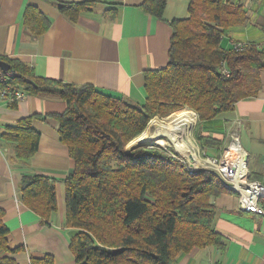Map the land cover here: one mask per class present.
Returning a JSON list of instances; mask_svg holds the SVG:
<instances>
[{
    "label": "trees",
    "instance_id": "1",
    "mask_svg": "<svg viewBox=\"0 0 264 264\" xmlns=\"http://www.w3.org/2000/svg\"><path fill=\"white\" fill-rule=\"evenodd\" d=\"M95 3L57 1L59 12L70 21ZM140 6L161 18L165 0H144ZM246 18L243 6L232 0H190L186 17L169 21L166 65L143 74L141 105L91 85L37 77L28 66L0 58L17 72L8 77L13 88L32 95L56 94L66 104L56 119L59 139L74 160L64 185L65 224L75 230L70 239L75 264H177L179 253L221 245L213 227V199L234 192L208 171L189 173L163 151L141 147L127 152L126 145L153 117L186 108L196 115L193 131L201 149L221 146L220 139L200 134V123L233 110L261 88L264 46L248 41H235L231 48L221 45ZM24 21L37 36L49 25L35 8L26 10ZM2 138L13 145L12 159L27 164L37 150L39 132L28 117L6 126ZM248 178L258 180L249 173ZM18 196L43 224H50L57 207L52 179L24 175ZM2 215L0 209V250H6ZM30 264H53V259L30 258Z\"/></svg>",
    "mask_w": 264,
    "mask_h": 264
},
{
    "label": "crops",
    "instance_id": "2",
    "mask_svg": "<svg viewBox=\"0 0 264 264\" xmlns=\"http://www.w3.org/2000/svg\"><path fill=\"white\" fill-rule=\"evenodd\" d=\"M57 1L0 0V58L28 66L37 77L91 85L103 94L143 104V74L166 65L169 21L186 17L190 0H165L161 18L140 6L144 0H96L76 21L59 12ZM232 2L243 6L247 18L222 39L226 48L235 41L263 47L264 0ZM28 8L37 9L49 22L38 36L24 21ZM259 77L261 88L256 96L200 123L199 130L202 136L222 141L220 147L203 149L211 156H218L227 146L229 134L235 132L246 154L249 175L264 183V70ZM65 108L64 100L56 94L26 93L11 103L0 98V209L7 229V249L0 250V264H30V258L45 256H51L53 264H75L70 248L75 230L65 224L64 185L74 160L59 139L56 119ZM28 117L39 139L37 150L24 164L12 159L13 145L4 141L2 132ZM33 174L47 176L55 183L57 207L48 225L18 196L22 177ZM213 204V227L221 245L179 253L177 264H264V217L239 211L235 193H221Z\"/></svg>",
    "mask_w": 264,
    "mask_h": 264
},
{
    "label": "built area",
    "instance_id": "3",
    "mask_svg": "<svg viewBox=\"0 0 264 264\" xmlns=\"http://www.w3.org/2000/svg\"><path fill=\"white\" fill-rule=\"evenodd\" d=\"M17 75L15 70L9 69L3 71L0 69V98L8 102L19 101L25 96V92L13 88L8 83V77ZM194 114V122L191 127V133L186 140L189 145L188 152L185 155L178 154L175 149V154L170 152L166 146L172 147L167 138L161 133V138L156 141L154 147L166 150L170 156L176 159L181 157L180 162L185 165L189 173H195L199 170L208 171L214 175L227 189L233 191L236 195L237 209L242 212H248L257 216L264 217V183L259 180H251L248 178V169L246 163V154L240 147L239 138L235 132L229 134V142L219 156L207 155L198 144V141L192 136V130L196 124V115L190 109H184ZM157 119L154 117L150 120ZM162 120V119H160ZM158 120V121H160ZM154 128V126H151ZM155 132V129H154ZM153 132V133H154ZM155 135V134H154ZM177 151V152H176ZM236 156H244L243 161Z\"/></svg>",
    "mask_w": 264,
    "mask_h": 264
},
{
    "label": "bare ground",
    "instance_id": "4",
    "mask_svg": "<svg viewBox=\"0 0 264 264\" xmlns=\"http://www.w3.org/2000/svg\"><path fill=\"white\" fill-rule=\"evenodd\" d=\"M186 111V110H184ZM182 111L181 113H179V115H182V113L184 112ZM190 112V111H189ZM193 114L192 112L188 113L187 117H184L182 120L180 119L176 125L174 126H168L166 129V127L164 126V123L160 121H158L157 119H153L149 121V125L150 126H154L155 128V132L154 134L157 135L159 133H161V135L165 136L168 140V142L171 143V145L176 147V149L178 151H180L182 154H186L188 152V145L186 143V140L188 139L186 135H190L191 133V127L193 125L194 122V117L191 115ZM157 133V134H156ZM167 133H169V137L166 135ZM145 133L143 132L142 135L132 141L129 142V147H134L138 144H141V142H145L148 141L150 138L146 137L144 135ZM153 135V136H155ZM177 145V146H176ZM237 158L241 159L243 161L244 156H236Z\"/></svg>",
    "mask_w": 264,
    "mask_h": 264
},
{
    "label": "rangeland",
    "instance_id": "5",
    "mask_svg": "<svg viewBox=\"0 0 264 264\" xmlns=\"http://www.w3.org/2000/svg\"><path fill=\"white\" fill-rule=\"evenodd\" d=\"M221 45H222V47H224V48H226L227 47V44H226V41H221ZM184 109H186V108H184ZM184 109H180V110H176V111H174L173 113H171V114H168V115H166V116H164V117H159V116H157V118H158V120H160V119H162L161 120V122L162 123H164V126L166 127V129H168L167 127L168 126H174V125H176L177 124V122L181 119H183L184 117H187V115H188V113H190L189 111H184ZM182 111H184V112H186V113H184L181 117H179L178 119H176L178 116V114L179 113H181ZM193 117H194V114H191ZM150 121V120H149ZM149 121L147 122V125H146V127H145V129L136 137V138H138V137H140L141 135H142V133L144 132L145 134V136L146 137H149L150 138V136L151 135H154V129L155 128H153V127H148V123H149ZM197 121V120H196ZM194 130V129H193ZM192 130V136H194V138H195V135H194V131ZM168 137H169V133H167L166 134ZM185 136L187 137V138H189V136L190 135H186L185 134ZM136 138H134V139H136ZM133 139V140H134ZM229 140V139H228ZM132 141V140H131ZM199 144V143H198ZM129 145V143L126 145V151H128V148H131V147H129L128 146ZM175 145V144H174ZM177 146V145H176ZM133 147V146H132ZM167 147V149L170 151V152H172L173 154H175V149L173 148V146L172 147H169V146H166ZM200 147V146H199ZM151 148H154V149H156L157 151H159V152H162V153H164V154H166V155H169L170 156V153L168 152V151H166V150H162V147H160L161 149H158L157 147H151ZM188 148H189V145H188ZM201 148V147H200ZM204 151V150H203ZM223 150H221V152H222ZM177 152V151H176ZM221 152L218 154V156L219 155H221ZM178 154H182L180 151H178L177 152ZM187 154V153H186ZM182 155H185V154H182ZM208 155V154H207ZM179 159H181V157H178ZM176 159V158H175ZM179 159H176V160H178L179 162H180V160ZM181 164H183L182 162H180ZM184 165V164H183ZM185 166V165H184Z\"/></svg>",
    "mask_w": 264,
    "mask_h": 264
},
{
    "label": "water",
    "instance_id": "6",
    "mask_svg": "<svg viewBox=\"0 0 264 264\" xmlns=\"http://www.w3.org/2000/svg\"><path fill=\"white\" fill-rule=\"evenodd\" d=\"M0 69L3 71H7L10 69V64L8 62L0 59ZM160 138H161L160 135H155V136L151 135L150 139L148 141L141 142V144H138L134 147L128 148L127 152H131L132 150H135V149L141 148V147H144V148L154 147V145L156 144V141H158Z\"/></svg>",
    "mask_w": 264,
    "mask_h": 264
}]
</instances>
